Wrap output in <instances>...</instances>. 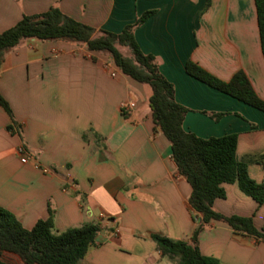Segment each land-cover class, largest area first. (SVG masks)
Returning a JSON list of instances; mask_svg holds the SVG:
<instances>
[{
    "label": "crops",
    "instance_id": "obj_1",
    "mask_svg": "<svg viewBox=\"0 0 264 264\" xmlns=\"http://www.w3.org/2000/svg\"><path fill=\"white\" fill-rule=\"evenodd\" d=\"M0 0V34L24 16L57 7L93 28L119 34L148 11L134 32L140 50L155 58L189 110L186 132L202 139L237 135L236 157L250 179L264 182V113L185 73L192 61L228 82L239 71L264 101V57L254 0ZM114 75V76H112ZM0 207L30 230L51 220L61 234L98 225L80 264H173L152 235L189 241L201 216L191 188L178 175L171 148L155 128L151 89L123 75L106 53L67 41L29 39L0 66ZM123 103H134L128 111ZM223 114L217 121L209 115ZM26 159V163H21ZM213 208L251 217L260 230L264 204L224 184ZM202 256L220 264H264V245L211 221L199 235Z\"/></svg>",
    "mask_w": 264,
    "mask_h": 264
},
{
    "label": "trees",
    "instance_id": "obj_2",
    "mask_svg": "<svg viewBox=\"0 0 264 264\" xmlns=\"http://www.w3.org/2000/svg\"><path fill=\"white\" fill-rule=\"evenodd\" d=\"M254 2L264 57V0ZM208 4L209 0L207 7ZM154 13H144L119 34L96 32L64 15L57 7L42 14L24 16L15 26L0 34V66L5 54L25 40L67 41L83 45L90 52L108 54L123 75L149 86L148 106L152 123L169 142L176 171L191 188L189 204L201 216L189 241H174L158 235H152L151 239L161 256L173 264H220L216 259L202 256L198 248L199 235L211 221L222 222L234 234L251 237L264 245V218L258 230L251 217L224 216L214 210L215 200L225 198L222 186L237 184L245 196L261 206L264 204V182L258 184L248 176L247 164L254 162V158L238 161L237 135L202 139L184 130L183 122L189 110L175 101L174 86L160 73L155 58L140 50L134 37L135 30ZM122 49L128 50L129 56H125ZM185 73L264 113V101L257 97L243 72H237L230 81L224 82L196 63L187 61ZM0 107L12 119V112L1 96ZM209 116L217 121L223 114ZM52 229L49 219L38 221L32 229L26 230L11 213L0 207V264H80L101 232V227L93 224L58 235Z\"/></svg>",
    "mask_w": 264,
    "mask_h": 264
},
{
    "label": "built area",
    "instance_id": "obj_3",
    "mask_svg": "<svg viewBox=\"0 0 264 264\" xmlns=\"http://www.w3.org/2000/svg\"><path fill=\"white\" fill-rule=\"evenodd\" d=\"M114 76V75H112ZM135 107L134 103H123L121 105V110L128 111L130 109H133ZM21 163H26V159H21Z\"/></svg>",
    "mask_w": 264,
    "mask_h": 264
},
{
    "label": "rangeland",
    "instance_id": "obj_4",
    "mask_svg": "<svg viewBox=\"0 0 264 264\" xmlns=\"http://www.w3.org/2000/svg\"><path fill=\"white\" fill-rule=\"evenodd\" d=\"M121 52L125 55V56H129V52L126 49H122Z\"/></svg>",
    "mask_w": 264,
    "mask_h": 264
}]
</instances>
